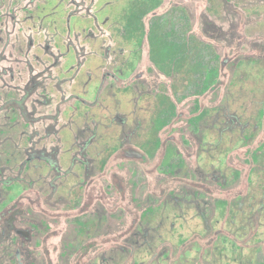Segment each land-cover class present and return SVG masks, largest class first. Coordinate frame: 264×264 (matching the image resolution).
Instances as JSON below:
<instances>
[{
  "label": "rangeland",
  "instance_id": "1",
  "mask_svg": "<svg viewBox=\"0 0 264 264\" xmlns=\"http://www.w3.org/2000/svg\"><path fill=\"white\" fill-rule=\"evenodd\" d=\"M7 204L0 264H264V0H0Z\"/></svg>",
  "mask_w": 264,
  "mask_h": 264
},
{
  "label": "trees",
  "instance_id": "2",
  "mask_svg": "<svg viewBox=\"0 0 264 264\" xmlns=\"http://www.w3.org/2000/svg\"><path fill=\"white\" fill-rule=\"evenodd\" d=\"M164 16H165V15H164ZM208 56H209V57H208ZM206 57H208V60H209L208 63L212 64V65L209 67V71H208V75H211L210 78L205 77V78L203 79V83H205V84L207 85L211 79H213L214 77L217 78V74H218V64H219L220 60H219V57L216 56V55H214L213 53L210 54V52L207 53L206 51H203V58L205 59ZM202 87H203V86H202ZM202 87H201V88H202ZM204 89H205V88H204ZM204 89H203V90H204ZM203 90H202V91H203Z\"/></svg>",
  "mask_w": 264,
  "mask_h": 264
},
{
  "label": "crops",
  "instance_id": "3",
  "mask_svg": "<svg viewBox=\"0 0 264 264\" xmlns=\"http://www.w3.org/2000/svg\"><path fill=\"white\" fill-rule=\"evenodd\" d=\"M7 187L9 188V186H7ZM8 188H6V189H8ZM6 200H8V198H6ZM4 203H5V201L1 204V207L4 205ZM13 205L12 204L10 206L8 204L5 205L2 208V211L0 212V215H1L0 223H4L5 226L10 225V222L15 218L16 213H18V211L20 210V207L13 206Z\"/></svg>",
  "mask_w": 264,
  "mask_h": 264
}]
</instances>
